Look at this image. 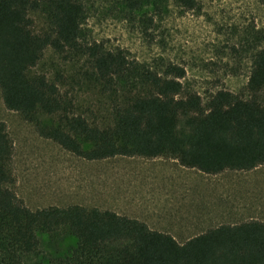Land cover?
Segmentation results:
<instances>
[{
  "label": "trees",
  "instance_id": "trees-1",
  "mask_svg": "<svg viewBox=\"0 0 264 264\" xmlns=\"http://www.w3.org/2000/svg\"><path fill=\"white\" fill-rule=\"evenodd\" d=\"M189 8L194 0H180ZM49 30H34L31 13ZM78 0H0V91L5 106L39 134L87 160L164 157L206 174L264 165V46L255 54L247 97L218 90L206 102L185 87L183 66L135 64L122 50L80 42ZM47 48L64 59L86 57V79L108 95L111 121L99 126L74 111L56 83L32 69ZM44 114L53 118L45 124ZM13 143L0 122V264H264V221L221 224L179 243L135 218L74 204L32 210L11 189ZM75 240L40 257V237Z\"/></svg>",
  "mask_w": 264,
  "mask_h": 264
},
{
  "label": "rangeland",
  "instance_id": "rangeland-1",
  "mask_svg": "<svg viewBox=\"0 0 264 264\" xmlns=\"http://www.w3.org/2000/svg\"><path fill=\"white\" fill-rule=\"evenodd\" d=\"M85 9L80 42L122 50L135 64L183 66L186 88L206 102L218 90L247 97L256 52L264 46V0H78ZM34 30L48 31L42 13ZM84 56L64 59L47 48L32 74H43L90 123L111 121L109 96L86 79ZM264 103V89L260 92ZM45 124L53 118L40 114ZM0 122L13 143L11 189L32 210L78 204L135 218L179 243L221 224L264 221V165L206 174L164 157L87 160L41 136L34 123L8 109L0 91ZM75 240L40 237L37 258L64 252Z\"/></svg>",
  "mask_w": 264,
  "mask_h": 264
}]
</instances>
